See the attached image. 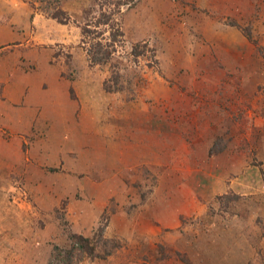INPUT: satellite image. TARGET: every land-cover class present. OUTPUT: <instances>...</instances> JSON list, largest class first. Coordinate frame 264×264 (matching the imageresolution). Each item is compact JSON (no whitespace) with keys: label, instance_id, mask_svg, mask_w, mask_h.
I'll list each match as a JSON object with an SVG mask.
<instances>
[{"label":"rangeland","instance_id":"obj_1","mask_svg":"<svg viewBox=\"0 0 264 264\" xmlns=\"http://www.w3.org/2000/svg\"><path fill=\"white\" fill-rule=\"evenodd\" d=\"M107 10L0 0V264H264V0Z\"/></svg>","mask_w":264,"mask_h":264},{"label":"trees","instance_id":"obj_2","mask_svg":"<svg viewBox=\"0 0 264 264\" xmlns=\"http://www.w3.org/2000/svg\"><path fill=\"white\" fill-rule=\"evenodd\" d=\"M101 4L103 3L104 6L108 8L107 11H111V14L114 12H117L119 8L123 5L129 6L133 3V0H97ZM50 16L53 18H56L57 20L61 22H65L68 20L67 16H58L56 11L54 9H51L49 12ZM110 13V12H108ZM102 15L103 12H102ZM97 24H105L106 21H96ZM90 29L85 26L84 29H82V33L88 34ZM86 54L90 57V60L93 62H100L102 58H106V54H103V57H96L95 54H93V50L86 48ZM70 244L67 248H59L54 247L53 251L50 255V260L47 262V264H78L79 260L82 259L84 255H87L88 257H94L98 256V253L96 252V244L95 242L86 237H83L81 235L72 234L70 236Z\"/></svg>","mask_w":264,"mask_h":264}]
</instances>
